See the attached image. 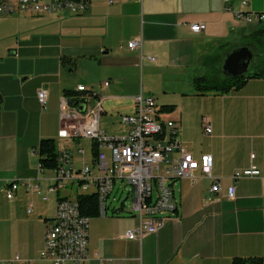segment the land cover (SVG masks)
<instances>
[{
	"label": "crops",
	"instance_id": "crops-1",
	"mask_svg": "<svg viewBox=\"0 0 264 264\" xmlns=\"http://www.w3.org/2000/svg\"><path fill=\"white\" fill-rule=\"evenodd\" d=\"M228 5L224 8L223 0H90L75 18L62 11L0 14V264L16 255L13 264H51L39 257L45 221L66 192L48 191L55 171L40 168L36 148L42 138H52L57 151L70 153L74 169L85 164L75 153L79 141L57 135L64 92L80 94L81 85L102 100L99 125L108 136L122 133L119 116L134 112L139 93L152 95L159 107L174 105L161 118L177 124L179 140L194 156L212 155L211 174L220 178L222 191L210 200L209 176L196 182L177 179L175 212L140 240L124 237L137 224L125 208L91 217L89 258L80 264H232L234 257L263 255L264 75L222 95H197L192 80L206 74L211 56L219 52L221 65L227 53L245 46L244 36L262 25L264 19L247 22L234 13H264V0H230ZM60 18L93 25L72 33L48 26ZM192 23H199L201 31H192ZM140 35L142 54L127 47ZM219 65L215 68L223 75ZM39 89L47 93L45 108L37 100ZM87 147L92 163L90 141ZM251 165L262 175L237 180L235 198L229 199L231 174ZM21 180L31 187L20 185L8 199L7 183ZM36 184L46 200L33 190Z\"/></svg>",
	"mask_w": 264,
	"mask_h": 264
},
{
	"label": "built area",
	"instance_id": "built-area-1",
	"mask_svg": "<svg viewBox=\"0 0 264 264\" xmlns=\"http://www.w3.org/2000/svg\"><path fill=\"white\" fill-rule=\"evenodd\" d=\"M109 4L116 0H107ZM142 4L143 0H133ZM230 0H223L224 8L230 9ZM89 3V2H88ZM86 0H0V14L22 12L41 14L62 11L69 15L81 14L88 6ZM246 5V2H243ZM237 18L247 22L262 21L264 14L236 11ZM194 32L201 31L199 23L190 24ZM143 40L141 35L127 42L128 48L139 50L142 54ZM154 61V57H149ZM107 85V82H104ZM75 99L86 102L83 113L69 106V100L62 98L59 108L61 127L57 135L78 141L85 137L95 143L96 151L92 163L82 164L74 169L71 155L67 150H60L55 177L48 191L65 190L66 194L58 196L54 216L45 221L44 244L39 257L51 264H80L89 258L88 224L90 217L81 213L77 196L95 194L99 210L98 216H106L110 209L109 196L114 187L125 192L120 204L126 212L137 219L133 228L125 231L124 237L129 240H140L146 234L157 232L164 224L167 216L172 215L176 208L174 185L177 179L186 178L196 182L202 176L212 179L210 200L222 191L220 178L211 174L213 157L211 154L194 156L186 150L178 138V126L173 120L162 119L158 112L159 106L152 95L139 93L134 97L133 113L120 114L119 122L122 133L108 136L100 128L99 118L102 113V100L98 96L89 97L87 89L81 85ZM39 104L45 108L47 93L45 89L37 92ZM204 131L212 132L208 121L204 119ZM78 153L83 148L77 149ZM254 158V154H250ZM261 171L255 165L235 170L230 178L233 180L226 188V196L235 198V182L244 177H260ZM5 193L8 199L20 185L26 189L31 187L25 180L10 181ZM37 195L46 200L47 194L42 193L38 185H32ZM214 195V196H213ZM116 199V198H113ZM30 209H28V212ZM19 260L14 256L6 264Z\"/></svg>",
	"mask_w": 264,
	"mask_h": 264
},
{
	"label": "trees",
	"instance_id": "trees-1",
	"mask_svg": "<svg viewBox=\"0 0 264 264\" xmlns=\"http://www.w3.org/2000/svg\"><path fill=\"white\" fill-rule=\"evenodd\" d=\"M87 3L90 0H86ZM260 13V12H258ZM264 14V13H262ZM242 41L245 46L253 45L257 50H263L264 49V26H261L257 30L253 31L252 33L244 36L242 38ZM248 44V45H247ZM221 48L224 47V45L220 46ZM249 47V46H248ZM218 51H220V49ZM218 54L214 56H211L208 60V63H211V74L206 73L205 75H196L193 77V87L195 90V94L197 95H205V94H214V95H222L225 93H228L230 91L239 90L248 79L255 77V76H261L264 75V72L262 70L255 71L252 73H247L246 75L239 76V77H229L221 75L219 70L215 68L217 65H219ZM73 64V61L72 63ZM72 68V65H71ZM79 92V91H78ZM94 91H89L88 96L93 97L95 94ZM78 95L77 92L74 94H71L70 91L65 90L64 96L68 99H75ZM97 96V95H95ZM174 110V105H162L158 108L159 113H169ZM37 154H38V160H39V166L41 169H57L59 166L58 163V157H59V151H57L56 144L52 138H42L36 148ZM95 143L91 142V154H92V161L95 157ZM77 201L79 203L80 211L83 215L88 217H95L98 216L99 210L97 206L96 201V195L95 194H79L77 196ZM110 207V206H109ZM124 206L123 204H120L118 206H112L111 212L112 214L117 213L118 210H123ZM108 213V212H107ZM264 260V252L263 255L258 257H253L249 259L240 258V257H234L232 259V264H263Z\"/></svg>",
	"mask_w": 264,
	"mask_h": 264
},
{
	"label": "rangeland",
	"instance_id": "rangeland-1",
	"mask_svg": "<svg viewBox=\"0 0 264 264\" xmlns=\"http://www.w3.org/2000/svg\"><path fill=\"white\" fill-rule=\"evenodd\" d=\"M74 16H78V15H73V16H69V17L75 18ZM263 21L260 22L262 24L261 26H264V22ZM92 25H93V22L92 21H88V20H84L83 21V20L66 18L65 20L61 21V18H60L57 21H53L52 23H49L48 26L54 27L56 29L65 27V28H68L69 33H72V32H74V29H77L79 27H85L87 29V31H90V27ZM252 27L256 28V24H253ZM248 46L251 47V49H252V51L254 53V55H253V57L251 59V62L249 64V67H248V73L249 72L252 73V72H255V71L264 70V49L263 50H257L252 45H248ZM218 67H220V65ZM205 70H206V73L209 72L208 74L212 73L210 71L211 70V63H208L205 66ZM78 141L79 142L77 143V147L75 148V153L77 152L78 148H83V152L82 153H78L77 152L76 154L79 156L81 163H82V161H85V164L89 165L90 164V154H89V148L87 147V145L89 144V140L86 139L85 137H81V138L78 139ZM117 186H118V184L114 187L111 195L109 196V200L107 202V204H109L110 208L112 206L120 205L122 199L125 196V192L121 191V189H117ZM113 198H116V199H113Z\"/></svg>",
	"mask_w": 264,
	"mask_h": 264
},
{
	"label": "water",
	"instance_id": "water-1",
	"mask_svg": "<svg viewBox=\"0 0 264 264\" xmlns=\"http://www.w3.org/2000/svg\"><path fill=\"white\" fill-rule=\"evenodd\" d=\"M253 57L252 51L247 47H239L231 50L225 55L220 65L224 76L239 77L248 73V67ZM69 106L83 113L86 108V102L78 99H70Z\"/></svg>",
	"mask_w": 264,
	"mask_h": 264
}]
</instances>
